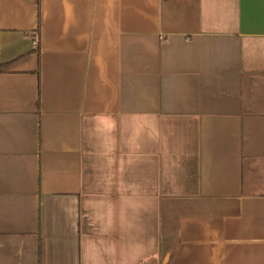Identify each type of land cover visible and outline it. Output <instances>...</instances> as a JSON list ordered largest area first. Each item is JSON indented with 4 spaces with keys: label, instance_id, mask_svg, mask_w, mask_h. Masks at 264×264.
<instances>
[{
    "label": "crops",
    "instance_id": "0c3cea01",
    "mask_svg": "<svg viewBox=\"0 0 264 264\" xmlns=\"http://www.w3.org/2000/svg\"><path fill=\"white\" fill-rule=\"evenodd\" d=\"M0 61V264H264V0H0Z\"/></svg>",
    "mask_w": 264,
    "mask_h": 264
},
{
    "label": "built area",
    "instance_id": "2783aa9c",
    "mask_svg": "<svg viewBox=\"0 0 264 264\" xmlns=\"http://www.w3.org/2000/svg\"><path fill=\"white\" fill-rule=\"evenodd\" d=\"M37 43H38V38H37V36H36V37H34V39L32 40V44H33L34 46H36Z\"/></svg>",
    "mask_w": 264,
    "mask_h": 264
},
{
    "label": "trees",
    "instance_id": "16d2710c",
    "mask_svg": "<svg viewBox=\"0 0 264 264\" xmlns=\"http://www.w3.org/2000/svg\"><path fill=\"white\" fill-rule=\"evenodd\" d=\"M1 67H2V62L0 61V70H1Z\"/></svg>",
    "mask_w": 264,
    "mask_h": 264
}]
</instances>
